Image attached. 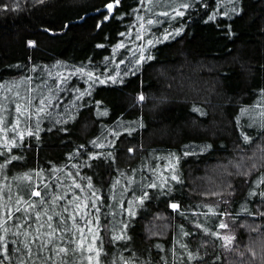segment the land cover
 Returning <instances> with one entry per match:
<instances>
[{
  "label": "trees",
  "instance_id": "trees-1",
  "mask_svg": "<svg viewBox=\"0 0 264 264\" xmlns=\"http://www.w3.org/2000/svg\"><path fill=\"white\" fill-rule=\"evenodd\" d=\"M0 244L264 264V0H0Z\"/></svg>",
  "mask_w": 264,
  "mask_h": 264
},
{
  "label": "snow or ice",
  "instance_id": "snow-or-ice-1",
  "mask_svg": "<svg viewBox=\"0 0 264 264\" xmlns=\"http://www.w3.org/2000/svg\"><path fill=\"white\" fill-rule=\"evenodd\" d=\"M41 2H43V0H41ZM115 3L118 5L119 4V0H115ZM181 7L187 8L188 5L187 4H183V5H181ZM107 8H108L109 11H112L113 4L109 3L107 5ZM161 14L162 15H167L168 13H161ZM176 14L177 15H183V13L182 12H179V11H177ZM148 23H152V21H148ZM165 39H167V36H165ZM139 99H140V101H143L144 100V97L143 96H140ZM17 110L18 111L20 110L19 107L17 108ZM42 110L43 109H41V111ZM29 134L31 135V133H29ZM245 140H248V137H245ZM12 143L15 144V141H12ZM129 151H131V149ZM173 179H177V177L173 176ZM117 183H119V182H117ZM76 186L79 187V185H76ZM151 186L152 187H155V185H151ZM32 195L39 197L40 196V193L38 191H33ZM92 195L94 196L95 193L93 192ZM55 199L56 200H60V199H62V197L56 196ZM76 199L79 200L80 198L77 196ZM41 202L43 203V201H41ZM93 203H95V201H93ZM140 203H143V200L142 199L140 200ZM171 206H172L173 209H176L178 207L177 204H172ZM28 207L31 208V207H34V205H32L31 203H28ZM76 207L79 208L80 205L77 204ZM84 207H87V205H84ZM16 210L17 211H20L19 208H17ZM25 210H27V209H25ZM65 211H67V209H65ZM46 214L47 213L45 212V215ZM36 218L37 219H40V216L37 215ZM48 219L50 220L51 217L49 216ZM72 219L75 222V216H73ZM219 228H221V229H227L228 228V224L227 223H224L223 221H221L219 223ZM5 230H7V229H5ZM78 231L80 233H83L84 229L82 227H78ZM89 231H91V229H89ZM214 235H217V237L220 238V239H226L229 244H231L232 239H233V237H220L219 234H216V233H214ZM123 238H124L123 236H114L113 237L114 240H119V239H123ZM37 239H39V237H37ZM45 246H47V245H45ZM77 247L80 250H84L83 243H78ZM25 248L27 249V253L29 255V258H31V251H32V249L29 247V245H25ZM75 250L76 249H67V248L60 247V248L57 249V254H63L64 256H68L70 251H75ZM87 251L88 252H92L93 251V248L92 247H89L87 249ZM96 255L97 256L99 255V252L98 251H97ZM0 257L8 258V247H7L6 244H0ZM88 259L91 261L92 257L89 256ZM0 264H3V260H0ZM21 264H24V261L23 260L21 261ZM65 264H71V262L70 261H66ZM97 264H99V261L98 260H97Z\"/></svg>",
  "mask_w": 264,
  "mask_h": 264
},
{
  "label": "rangeland",
  "instance_id": "rangeland-1",
  "mask_svg": "<svg viewBox=\"0 0 264 264\" xmlns=\"http://www.w3.org/2000/svg\"><path fill=\"white\" fill-rule=\"evenodd\" d=\"M222 235H223V237H227V235L224 232L222 233Z\"/></svg>",
  "mask_w": 264,
  "mask_h": 264
}]
</instances>
